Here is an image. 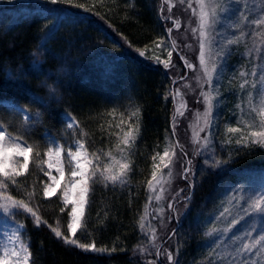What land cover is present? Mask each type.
<instances>
[{
	"label": "trees",
	"instance_id": "1",
	"mask_svg": "<svg viewBox=\"0 0 264 264\" xmlns=\"http://www.w3.org/2000/svg\"><path fill=\"white\" fill-rule=\"evenodd\" d=\"M73 3L91 10L52 5L46 0L0 1V114L8 131L16 134L23 129L18 117L7 115L13 113L7 103L28 107L33 114L42 113L41 122L26 134L29 143L40 145L41 157L29 154L28 169L17 177L22 182L20 187L11 186L7 194L28 201L27 193L35 190L39 194L29 201L30 206L47 224L37 228L27 213L11 218L25 225L22 236L32 253L30 264H148L151 259L156 260L155 264H168L157 258L151 233L146 225L142 232L139 224L142 217L145 219L149 197H154L148 186L153 166L160 164L159 156L165 148L176 144L175 80L171 68L155 59L159 56L166 60L165 48L172 49V34L169 37L168 33L173 27L171 19H165L164 0ZM20 11L27 13L18 14ZM161 40L164 44L157 48ZM137 49L145 51V56H140ZM244 52L239 45L226 58L224 78L218 85L220 95L214 103L211 143L196 160L195 175L187 180L180 177L183 194L174 205L184 206L185 211L179 223L172 220L170 233L162 242L174 249L178 264H207V246L214 238L210 240L204 233L217 226L216 217L224 206L227 190L242 182L243 176L264 170V149L236 155L234 144L224 143L226 126L233 125L235 110L237 82L229 81L233 72L238 77V65L246 60ZM177 59V66L185 70ZM37 97L39 103L34 102ZM137 109V116H133ZM65 114L74 116L80 126L77 131L83 130L86 135L70 136L65 130ZM137 118L139 135L125 161L131 167L127 182L107 187L100 182L91 185L84 219L76 234L80 243H94L107 251H84L65 245L49 225L67 234L70 207L62 203L61 190L50 198L42 196L48 183L44 175L45 136L71 146L75 139H82L90 155L103 153L101 160L108 163L109 152L117 160L121 158L118 136ZM213 157L228 163L217 168L207 166L205 161L211 163ZM62 160L69 176L66 151L62 152ZM186 196L190 200L185 201Z\"/></svg>",
	"mask_w": 264,
	"mask_h": 264
},
{
	"label": "snow or ice",
	"instance_id": "2",
	"mask_svg": "<svg viewBox=\"0 0 264 264\" xmlns=\"http://www.w3.org/2000/svg\"><path fill=\"white\" fill-rule=\"evenodd\" d=\"M52 5L62 4L73 7L83 8L85 12L90 11L88 7L82 4H74L73 0H46ZM184 3V0H180ZM241 0H196L197 8L193 9V15L197 18V27L192 28L191 31L195 36L198 33L199 39V69L205 78L204 82L208 85V91H203L201 85V96L205 104L204 112L197 113V121L201 118L204 123L199 126V131L204 132L206 128H210L213 122L212 113L214 104L213 101L219 97V82L223 80L226 71V58L231 55L232 46L239 45L244 41L245 36L250 35L252 38V46L247 47L243 56L251 59L253 67L251 71L244 70L243 67L239 70V78L241 83L239 89L241 93V101L235 105L239 109V115L236 120L237 126H226L227 139L224 143L228 145L234 144L235 154L248 150L247 154H251L255 148L264 149V0H254L253 4H249L248 0H244L239 9H234L232 5L240 4ZM256 4H259L260 10L257 13ZM172 5H169V12H171ZM188 7L192 8L191 0L188 2ZM198 9V11H197ZM235 12V16L232 13ZM255 14V15H254ZM251 17V18H250ZM103 18V17H102ZM165 19H172L171 16ZM225 19H231L229 27L233 30H240V34L236 36L227 37L224 39H217L222 36V30L217 29V25L223 23ZM173 27L179 29V20H172ZM249 29L246 31L244 29ZM172 28L168 29L169 37H171ZM164 44L161 40L156 43V47L160 48ZM131 46V45H130ZM175 41L172 42V49L167 51V59L162 60L159 56L155 57L157 63H162L165 68L172 65V53L176 49ZM140 56H145V51L137 49ZM180 59L185 61V67L193 69L194 66L189 63L183 56ZM236 78V73L233 72L230 77V83ZM199 79V78H198ZM214 81L216 85L214 86ZM215 88V91L213 89ZM250 89V90H249ZM175 96L173 100L175 101ZM167 99V96L165 97ZM36 103H39V98H35ZM179 115H183L182 111L177 110ZM21 112L23 113L21 115ZM139 109L133 112V116H137ZM112 115L113 113H109ZM10 117L15 116L19 118L20 126L23 131H17L16 134L8 131V128L3 120V114H0V210L5 216L14 217L18 213H27L32 219L34 225L39 228L42 224H47L37 211L30 206L29 201L33 199L37 193L35 190L27 193L28 201L25 199H17L8 193L11 186L20 187L21 181L17 177L23 175L24 171L28 169L29 154L35 153L37 158L41 157L40 145L33 142L29 143L26 139V134L30 133L35 124L41 122L42 113H30L28 107L14 108L13 113H7ZM236 115V112H233ZM65 130L69 131L70 136L86 135L80 129L79 123L71 114H65L63 117ZM11 123L9 120L8 124ZM123 124L124 121H121ZM119 127V125H118ZM122 131V136H118L117 148L121 154V158L117 160L111 152L107 153L108 163L101 160V154L95 152L88 153L82 139H75L74 145H60L55 138L45 136V150L44 156L52 161L55 157V164L59 175H64V167L60 165L62 152L66 151L68 160V172L70 178L62 190V203L67 206L71 205L70 222L67 224L68 233L61 232L58 226L49 225L54 236L62 240L65 245L74 246L84 251L105 252L107 249L97 248L95 244H83L76 238L77 230L81 227L85 215V208L88 203V196L91 191V185L95 183H103L106 187L111 184L113 186L123 185L127 182V173L131 170L130 163L125 162L127 156L130 154V149L134 145L140 131V123L137 118L134 123L127 125V131ZM173 134H175V123L173 124ZM238 134V135H227ZM212 132H208L203 138L196 133L194 142L201 145V148H207L210 144V137ZM124 147L121 148L120 145ZM177 147L179 144L177 142ZM182 150V149H181ZM199 155V152L196 153ZM169 149L165 148L163 154L159 156L160 164H154L151 173V180L148 181L149 189L152 192L156 191L155 185L160 186V194L155 196V200L159 202L162 199V194L165 191L164 185L171 183L172 169L170 165L173 163L172 156ZM186 155V153H185ZM167 158V161H166ZM156 157H153L155 160ZM72 161H75L72 166ZM191 160L187 161L186 167L183 170V179H188L189 174L195 175L191 167ZM228 163L227 160H219L213 157L211 163L205 161L209 167H220L222 164ZM163 169H168L166 174L162 173ZM53 164L49 163V168ZM43 171V169H42ZM44 175L49 176L51 183H45L42 189V196L50 198L56 195V187L58 184L55 176L49 175L48 171H44ZM42 182V181H41ZM91 182V184H90ZM194 187V185H189ZM182 192L183 189H180ZM241 191L237 188L233 190ZM151 200L152 197L150 196ZM185 201L190 200V197H185ZM244 201L243 203L241 201ZM187 207V203H185ZM170 210H174L172 203L168 204ZM61 212L65 208L60 209ZM160 212L163 209H159ZM251 217H259L264 222V189L259 194L248 197L244 200L243 196L236 197L235 195L229 199V206L224 207L223 210L216 217L222 226H213L210 230L204 233L205 236H215L216 238L208 244V259L207 264H264V232L257 233L254 228L246 229L243 235L229 237L237 225L243 220ZM143 217L139 227L141 231L145 229ZM179 223L178 217H176ZM23 223L18 224V229H23ZM149 227H151L149 225ZM151 237L153 241L156 240L155 229H151ZM176 230H173V235ZM10 244L4 246L0 244V250L3 255H0V264H30L32 260V253L28 244L24 243L20 237L19 232L13 233L9 237ZM225 241H230L225 244ZM223 245V247H221ZM219 248V251L216 249ZM112 251H115L113 248ZM168 264H178L174 260L173 254L165 249ZM156 256L160 255V250L157 248ZM148 264H155V261H148Z\"/></svg>",
	"mask_w": 264,
	"mask_h": 264
},
{
	"label": "rangeland",
	"instance_id": "3",
	"mask_svg": "<svg viewBox=\"0 0 264 264\" xmlns=\"http://www.w3.org/2000/svg\"><path fill=\"white\" fill-rule=\"evenodd\" d=\"M4 1V0H0ZM12 1V0H11ZM17 1V0H14ZM21 1H29V0H21ZM189 0H184V3H181L180 0H164L165 3V9H166V16H171V22L172 20H179L180 27L179 29H176L175 27H172V38L171 42L175 41L177 47L172 53V65L171 68V77L173 80H175V87L173 91V96H175V115L173 119V124L175 123V134L174 139L176 141V144L173 145V147L169 148L170 155L174 152L175 155L172 156L173 163L170 165L172 169V177H171V183L165 184L164 189L165 191L162 194V199L157 202L155 200V196L160 194V186L155 185V182H153L154 186L156 187V191L152 192L154 194V197L152 196V199L150 200L149 206L147 208V211L145 213V225L147 226V230L151 233V229H155L156 234V240L153 241L152 239V246L153 250H155V253L157 251V248L160 250V255L157 258H161L163 262L168 263L167 256L165 253V249H167L168 252H171L173 254L174 260H175V252L174 249L170 246L164 245L163 239L166 236V233H170V230L172 227L170 224L172 223V220L176 217H180L184 211V206L181 205H174L175 201L181 197L183 194V191L181 192L180 189H182V184H180V177L182 178L184 167L188 166L187 161L191 160V167L193 169V172L195 170V163L196 160L199 158V156L202 153H205L208 150L207 148H201V145L194 142L196 133H199V136L203 138L211 129L206 128L204 132L199 131V126H203V119L201 118L199 121H197V113H203L205 110V104L203 103V97L201 96V85H203V91L207 92L208 85L204 82L205 78L203 76V73L199 69V39H198V33L194 36L191 29L197 27V18L193 15V9L197 8L196 0H191L192 8L188 7ZM244 0H241L240 4H234L232 7L234 9H239L241 5L243 4ZM249 4H253L254 0H248ZM169 5H172L171 12H169ZM257 8V13L260 10V5H255ZM198 11V9H197ZM27 13L26 11H20L18 14ZM255 15V14H254ZM232 16H235V12L232 13ZM251 18V17H250ZM233 21L231 19H225L222 24L217 25L218 30H222V36L218 37L217 39H224L231 36H236L240 34V30L233 31L229 25ZM173 25V23H172ZM246 31H249V29H244ZM239 45L243 46V49L246 51V46L251 47L252 46V38L250 35L245 36L244 41L240 43ZM239 45H233L232 50L238 49ZM177 55L175 56L174 55ZM180 56H183L189 63H191L194 68L189 69L185 67V61L180 59ZM182 61L184 64L185 70L181 71V68L178 67V59ZM253 63L251 62V59L246 57V60L243 63H240L238 65V69L241 70L243 67L244 70L251 71V68L253 67ZM238 70V73H239ZM199 78V79H198ZM236 80V93L235 96V105L237 103H240L241 101V93L239 89V84L241 83V80L239 78V75ZM214 86L216 85V81L213 82ZM250 90V89H249ZM215 91V88L213 89ZM216 101H213V104ZM7 107L11 110H14V108H17L16 106L7 103ZM236 112V115H234V118L232 121L233 125L231 126H237L236 120L239 115V109H236L234 107ZM183 112V115L178 114V110ZM214 108L212 113V118L214 114ZM23 114V113H22ZM213 123V122H212ZM228 124V123H227ZM230 124V123H229ZM226 126V125H225ZM230 126V125H229ZM211 141V137L209 138ZM177 142L179 144V147H177ZM211 143V142H210ZM75 145L73 146V148ZM182 149V150H181ZM199 152V155L196 153ZM186 153V155H185ZM167 161V158H166ZM52 163V168H49V163ZM72 166H74L75 161H72ZM60 165L62 167L65 166L63 164L62 155H61V161ZM46 169L49 172V175L55 176L56 180L58 181V184L55 185L56 187V193L58 191H62L65 184L68 182L70 175H66V170L64 171V175L61 176L57 172V166L55 164V157L52 158V161H49V158L47 157L46 160ZM162 173L166 174L168 172V169H163L161 165ZM194 175L189 174V178L191 179ZM48 178V183H51V180ZM242 182L236 184L229 190H227L226 196H225V203L224 207L229 206V199L232 196L240 197L243 196L244 200H246L248 197H251L253 195L259 194L262 189H264V170L257 173V174H249L246 176H243ZM241 189V191H233L234 189ZM244 202L243 200L241 201ZM172 203L174 206V210H170L168 208V204ZM71 209V205H67ZM222 208V210H223ZM159 209H163L162 212L159 211ZM221 210V211H222ZM70 222V220H69ZM18 222L14 221L11 217L5 216V214L0 210V244L4 246H8L10 244L9 237L12 236L13 233H16L17 231L20 234L21 239L24 242V238L22 236L23 229H18ZM216 227H221L222 224L220 221H217ZM149 225L151 227H149ZM254 228L257 233L264 232V222L260 220L259 217H251L243 220L239 225L236 226L232 230L231 233H229V237L233 236H240L243 235L244 231L246 229ZM169 230V231H168ZM152 234V233H151ZM210 237V236H209ZM215 239V236H211L210 240ZM230 241H225V244H229ZM25 243V242H24ZM223 247V245L221 246ZM219 249V248H218ZM0 255H3L2 250H0ZM150 261H155V259H151Z\"/></svg>",
	"mask_w": 264,
	"mask_h": 264
}]
</instances>
